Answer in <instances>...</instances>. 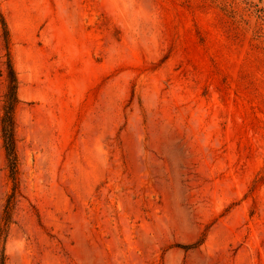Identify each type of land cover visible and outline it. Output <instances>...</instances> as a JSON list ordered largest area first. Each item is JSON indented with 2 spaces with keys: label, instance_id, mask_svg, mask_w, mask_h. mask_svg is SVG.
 <instances>
[{
  "label": "rangeland",
  "instance_id": "374dc122",
  "mask_svg": "<svg viewBox=\"0 0 264 264\" xmlns=\"http://www.w3.org/2000/svg\"><path fill=\"white\" fill-rule=\"evenodd\" d=\"M7 264H264V0H0Z\"/></svg>",
  "mask_w": 264,
  "mask_h": 264
},
{
  "label": "trees",
  "instance_id": "16d2710c",
  "mask_svg": "<svg viewBox=\"0 0 264 264\" xmlns=\"http://www.w3.org/2000/svg\"><path fill=\"white\" fill-rule=\"evenodd\" d=\"M0 22L3 29V35L6 42L8 59V87L5 93L4 112L2 115V136L4 147L6 149L8 167L10 175L15 180L18 171V153H17V136H16V110L20 102L19 98V79L16 67L11 55L10 41L11 31L5 14L0 8ZM12 200H10L5 208L3 220L0 223V264H7V255L5 247V238L8 232V226L12 217Z\"/></svg>",
  "mask_w": 264,
  "mask_h": 264
}]
</instances>
